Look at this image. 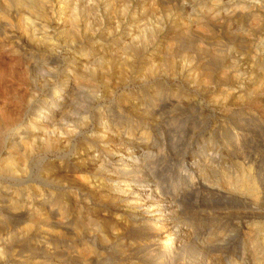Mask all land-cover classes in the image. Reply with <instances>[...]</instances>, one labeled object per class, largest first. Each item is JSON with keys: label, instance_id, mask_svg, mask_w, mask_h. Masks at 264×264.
Segmentation results:
<instances>
[{"label": "bare ground", "instance_id": "6f19581e", "mask_svg": "<svg viewBox=\"0 0 264 264\" xmlns=\"http://www.w3.org/2000/svg\"><path fill=\"white\" fill-rule=\"evenodd\" d=\"M194 1L198 7L193 11H187L182 0L176 1L178 6L173 4L174 34L162 37L161 43L164 29L159 9L168 8L170 0L2 1L0 24L17 17L25 26L0 35V52L22 63L24 84L36 86L34 76L53 68L50 63L62 62L65 69L43 88L41 99L32 98L24 104V119L0 118L4 119L0 126V264L6 263L1 237L20 223L23 225L18 233L22 238L41 231L38 237L42 244L36 245L32 255L39 260L33 264H49L52 259L57 264L67 259L71 264H94L103 252H118L120 264H174L191 244L202 249L212 243L196 240L193 227L179 212L176 198L162 191L148 167L153 152L146 147L152 139L155 114L161 108L148 113L139 110L134 100L123 103L128 109L142 111L143 118L138 123L132 116L128 129H119L107 113L109 109L101 106L102 98L112 97L117 87L133 79L145 87L147 82L157 87L160 84L153 82L163 76L170 82L176 76L185 77L187 84L199 80L200 73H188L190 66L175 59V36L189 41L190 33L197 32L214 39L213 21L224 23L233 19L235 12L222 11L221 0H211L210 6L201 5L207 0ZM126 21L128 24L122 27ZM157 42L160 49L155 54ZM197 47L204 48L201 44ZM71 50L80 58L75 66L71 56L59 57ZM156 58L163 63L156 64ZM156 87L154 100L162 94L176 102L186 100L185 94L176 91L178 88L169 91L168 86ZM80 88L86 89L88 103L97 105L90 115H85L87 106H80L84 113L78 111L81 115L75 117L76 123L65 122L68 126H64L62 121L73 102L82 103ZM202 149L197 147L195 152L203 153ZM53 153L58 154L55 163L46 161L45 157ZM68 154L71 162L63 161ZM200 161L192 157L181 164V169L190 168V178L197 182L203 174ZM211 161L205 156L204 164ZM238 176L234 185L227 186L229 190L243 200L263 199L245 168ZM247 228L251 229V254L264 255V223L253 222ZM66 237L75 245H67ZM138 239L145 245L141 256L132 244ZM216 241L224 242L220 238ZM112 244L119 250L112 249Z\"/></svg>", "mask_w": 264, "mask_h": 264}, {"label": "rangeland", "instance_id": "374dc122", "mask_svg": "<svg viewBox=\"0 0 264 264\" xmlns=\"http://www.w3.org/2000/svg\"><path fill=\"white\" fill-rule=\"evenodd\" d=\"M2 1L0 0V8H4L1 5ZM176 1L170 0L167 4L168 8L162 6L159 9L163 14L161 24L164 29V34L160 35V43L164 40L162 37L174 34V27L171 25L175 21L171 11L174 10L173 4L179 5ZM182 1L186 4L187 11H193L198 7L197 1ZM212 2L207 0L201 5L210 6ZM221 2L222 11L233 10L235 16L233 19H226L224 23L213 21L214 39L197 32L190 33L189 41H182L183 37L175 36L177 39L175 59L180 62L183 60L190 66L188 73H200L199 80H192L187 84L185 77L176 76L173 82H170L163 76L153 82L160 84L157 86L159 88L168 86L169 91L178 88L179 90L176 91L185 94L186 100L176 102L168 94H162L159 99L154 100L155 96L152 92L156 86H151V83L147 82L145 87L134 79L131 83L129 81L119 86L120 88L117 87L112 97L101 100V106L110 110L106 111L115 120L114 123L119 129H128L127 124L130 125L132 116V120L135 119L138 123L143 118L142 111L128 109L123 103L134 100L138 103L139 110L145 109L148 113L161 108L155 114L152 139L146 147L153 152L148 167L154 172L162 191L176 198L179 212L193 227L196 240L212 242L202 249L198 244L197 246L191 244L185 248L182 255H178L174 264H264V255H252L249 250L248 232L251 229L247 228L253 222L264 223V0H221ZM102 21L106 22V20ZM22 22L23 19L10 18L9 23L0 24V35L5 33L8 35L24 29ZM126 24L127 21L122 27ZM158 42L154 44L153 49L157 50L155 54L159 53ZM198 44L204 48L198 49ZM72 51L63 52L59 57L62 59L63 55L71 56L75 66L80 58L77 57L76 51L73 53ZM14 59L13 55L0 52V110H3L0 111V118L8 116V120L13 118L16 121L25 117L24 104L32 98L41 99L43 88H46L53 78L61 75L65 66L62 62L50 63L53 68L44 69L34 76L33 81L36 86L27 87L24 84L26 74L23 65ZM61 59L59 61H62ZM155 60L156 64L161 63L159 58ZM79 90L83 104L78 103V100L73 102L70 111L73 110L76 114L69 111L66 114L68 117H64V123L62 121L64 126L72 125L74 121L76 123L78 115L84 113L83 109L86 106L85 115H90L95 104L97 105L95 102L88 103L89 97L85 88ZM159 103L160 107L157 106ZM80 106H84L82 112ZM23 107L25 108L22 109ZM1 120L0 126L4 119ZM159 133L162 134L159 136ZM197 147H202L203 153L200 150L197 154L195 152ZM57 155L43 154L46 156L45 160L52 163L57 160ZM205 156L212 161L204 164ZM71 157L68 154L62 159L71 162ZM192 157L193 159L199 157L202 160L200 166L203 168V174L199 182L190 178V168H187V171L181 169V164L188 163ZM242 168H245L250 176L258 195L263 196L262 200L240 199L234 190L227 188L229 184L234 185L239 179L238 175ZM32 198L34 201L38 199L34 196ZM22 225L23 223L12 226L1 237L5 248V264H33L35 260H39L38 256L32 257V255L36 245L42 244L38 237L41 231L38 230L35 235L29 233L22 238L18 233ZM218 232H221L220 236H217ZM67 237L66 244L74 246L70 237ZM217 238L223 239L224 242L217 243ZM136 241L132 244L137 248L138 256H141L145 245L139 239ZM114 247L117 250L120 248L112 244V249H116ZM117 254L118 252H114L108 255L103 252L102 257H98L94 264H120L121 256ZM258 258L260 262H256ZM49 264L57 263L52 259ZM63 264H71V261L67 259Z\"/></svg>", "mask_w": 264, "mask_h": 264}]
</instances>
